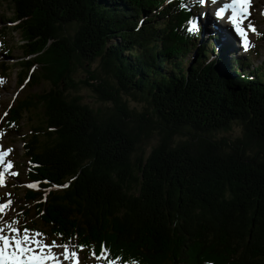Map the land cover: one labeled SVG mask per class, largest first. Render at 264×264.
I'll use <instances>...</instances> for the list:
<instances>
[{"label":"trees","instance_id":"1","mask_svg":"<svg viewBox=\"0 0 264 264\" xmlns=\"http://www.w3.org/2000/svg\"><path fill=\"white\" fill-rule=\"evenodd\" d=\"M190 1L0 0L1 57L17 32L16 83L48 85L2 126H28L18 221L115 264H264V59L228 60Z\"/></svg>","mask_w":264,"mask_h":264},{"label":"rangeland","instance_id":"2","mask_svg":"<svg viewBox=\"0 0 264 264\" xmlns=\"http://www.w3.org/2000/svg\"><path fill=\"white\" fill-rule=\"evenodd\" d=\"M225 2H228V0L224 2L223 0H217L216 3H213L212 0H205V3L203 5L200 4L201 11H198V17L203 29L208 27L207 29L211 28L212 32H214L213 29L217 30L214 33L220 36L219 39L223 44L227 45L226 49H228L229 53H227L226 57L228 60H231L233 58L241 62L243 59H249L252 63V65H249L250 68L255 65H260L264 59V40L259 39L258 32H260V34L264 32V14H262L264 13V0H251L249 15L245 18L243 26L247 28L248 24H252L255 27L256 31L248 33L250 46L247 49H245L244 45L241 43V37L236 33L234 27L231 24L226 26L223 23V20L227 16L226 11L222 18H217L215 16V11L218 8L223 7ZM2 11L5 16H9L11 6L9 4L4 3L2 6ZM207 18L209 19V22H206ZM5 25H10V23L7 22L5 23ZM8 35L9 37L7 38L9 40H6V42L10 47L14 48V50L12 53L9 54L7 58L1 57L2 53H0V60H3V62L6 61V64L12 68V72L7 74L6 77H0V152L7 153L3 161L0 162V172L4 173V182L2 185H0V203L8 204V201H11V204L4 209V214L2 215V217H0V219L4 221L12 220L14 218L18 220L16 216L17 213H19V208L22 206V210L24 211L23 208L25 207L23 203V189L32 183H29V180H27V178H25L23 174L24 166L20 165L18 168L14 167L15 169H10L8 167L9 164L12 166V163L16 161H19V164H22V160L20 157L22 143L20 137L23 133H26L28 131V126L26 124H23L22 128L16 132L14 130L11 131L3 129L2 123L5 121V114L8 113V109L12 106L13 100L15 98L21 97L24 94H27L28 92L38 93L41 89L48 87V85L44 83L40 85H35L31 88L28 86L23 87L16 83V73L18 69L15 68V64L16 61L22 59V55L20 50L18 49V45L20 43L17 39V32H9ZM82 73V77L87 75L84 72ZM73 93L79 94L82 98V101L92 107L101 105L97 96L90 88L81 87L77 90L75 89ZM129 103L131 106L137 108H141L142 106L140 102L134 101L132 98L129 99ZM222 134H225V137L228 138H235L240 135V130L237 125H234L231 129L223 132ZM154 142V139L150 140L151 145ZM9 149H11L10 152L8 151ZM5 170H7L8 172H5ZM13 173L17 174L13 175ZM18 222L19 227H26L31 229V223H26V221L24 220H20ZM42 238L46 239V242L48 243H51L53 240H55L54 238H51L48 235H43ZM73 243L76 244L77 242L74 241ZM73 243H69L70 246L75 245ZM57 244H59V242H57ZM54 251L58 253L59 251H63V249L56 248L54 249ZM78 255L80 257L81 264H103L99 260L89 255H85L80 252H78ZM68 264H71V261H69Z\"/></svg>","mask_w":264,"mask_h":264},{"label":"snow or ice","instance_id":"3","mask_svg":"<svg viewBox=\"0 0 264 264\" xmlns=\"http://www.w3.org/2000/svg\"><path fill=\"white\" fill-rule=\"evenodd\" d=\"M198 2L203 5L205 0H198ZM212 2L216 3L217 0H212ZM250 7L251 0H231L230 3H225L223 7L215 11V16L222 18L225 10L231 9V14L227 16V20L241 37V43L245 49L250 46L248 33L256 31L252 24H248L247 28L243 26L245 18L249 15ZM197 30L198 26L192 22L189 31L195 32ZM8 151L10 152L11 149ZM6 155L7 153L0 152V162ZM8 167L10 168L11 165L9 164ZM16 174L13 173V175ZM3 176L4 173L0 172V185L4 182ZM33 186V184L28 185V187ZM54 187H67V185H54ZM10 204V200L8 204L0 203V217L4 214V209ZM18 224L19 222L15 218L7 221L0 219V264H64L66 261H71V264H81L78 251H83L85 245L70 246L68 242L57 244L55 240L48 243L46 239L42 238V232L26 227L21 228ZM56 248L63 249L62 256L54 251ZM90 255L97 260L104 259L106 264H115V260L120 259V257H116L115 260L108 259L103 249L99 255L95 249H92ZM123 264H129V262L124 261Z\"/></svg>","mask_w":264,"mask_h":264},{"label":"bare ground","instance_id":"4","mask_svg":"<svg viewBox=\"0 0 264 264\" xmlns=\"http://www.w3.org/2000/svg\"><path fill=\"white\" fill-rule=\"evenodd\" d=\"M188 1H190V0H188ZM208 1V0H207ZM224 1H226V0H223V2ZM230 1L231 0H228V2H225V3H230ZM191 2V1H190ZM192 3H193V1H192ZM195 4V3H194ZM194 4H193V6H194ZM208 4H210V3H208ZM213 4V3H212ZM197 6H198V4H197ZM200 7V6H199ZM213 7H214V5H213ZM216 7V6H215ZM191 8H192V6H191ZM196 10V9H195ZM201 11V10H200ZM213 11V10H212ZM226 11V14H227V16L228 15H230L231 14V9H226L225 10ZM186 12H188V11H186ZM206 12V11H205ZM188 15V14H187ZM227 16H226V18L223 20V23L227 26V25H229L230 23L228 22V20H227ZM206 22H209V19L207 18L206 19ZM191 27V26H190ZM210 32V31H209ZM224 32V31H223ZM212 34V33H211ZM197 35V34H196ZM215 37V36H214ZM225 37H226V35H225ZM231 52V51H230ZM58 253H60L61 254V256H62V253H63V251H59ZM69 263V261H66V262H64V264H68Z\"/></svg>","mask_w":264,"mask_h":264}]
</instances>
